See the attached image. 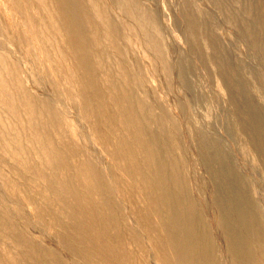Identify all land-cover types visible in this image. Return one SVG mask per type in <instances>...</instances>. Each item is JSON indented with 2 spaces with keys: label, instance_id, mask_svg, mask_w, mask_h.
Here are the masks:
<instances>
[{
  "label": "rangeland",
  "instance_id": "1",
  "mask_svg": "<svg viewBox=\"0 0 264 264\" xmlns=\"http://www.w3.org/2000/svg\"><path fill=\"white\" fill-rule=\"evenodd\" d=\"M138 3L149 17L147 21L150 24L143 27L152 37V49L145 54L139 51L136 46L139 33L137 22L122 14L119 19L115 16V20L111 18L113 28H120L121 46L118 52L107 51L106 55L112 58L114 63L111 65L119 73L123 72L130 88L139 93L154 115V122L157 121V126L164 131L167 143L174 149L173 157L183 168L184 186L191 194L195 193L196 186L198 195L195 194V205L201 208L208 220L219 215L226 222L239 221L245 226L248 223L251 232L247 248L258 253L264 246V0H138ZM4 18V14L0 13V59L8 62L10 70L0 62L2 71H8L9 75L12 73L16 78L15 86L21 88L22 83L29 87L37 100L55 111L62 122H74L80 127L76 109L68 101L63 88L54 89L51 97L48 88L33 85L38 73L23 60V50L30 47L34 51L33 41L26 27L19 25L20 29L15 33L14 27L7 24ZM100 79V76L96 77L97 82ZM7 105L5 91L0 87L1 116L12 122L18 121ZM0 128L3 140L13 141V134L1 126V121ZM80 128L83 130L82 126ZM86 142L98 151L91 139L86 137ZM136 158L139 159L138 156ZM0 159L2 183L9 191L6 190V195L0 191V216L4 218L0 221V245L9 248L17 258L16 264H95L93 261L98 258V262H107L109 252L117 248L118 243L105 234H101L99 240L102 244L89 237L85 225L96 217L95 220L99 219L100 213H88L89 206L86 204L91 201L78 199L79 192L83 195L81 189L63 187L67 179L66 184H69L75 168L60 171L63 177L59 171L51 172L53 176H50L62 183L57 184L58 187L54 180L45 183L33 171L31 173V170H25L16 161H11L6 154L0 153ZM108 160L113 164L109 157ZM91 164L93 167L96 165L94 162ZM35 185L39 186L36 188ZM73 196H77V200ZM134 196L132 199L136 204L142 201L140 197L135 200ZM65 202L70 209L66 210ZM73 202L84 203L88 207L78 209L72 206ZM52 203L57 205L59 212L65 213L66 218L52 209L55 207ZM42 207L47 208L46 211ZM50 209L52 212H49ZM6 211L10 216L3 214ZM58 220L66 221L62 222V236H57ZM70 223H73L71 229L65 225ZM77 224L83 229H78L79 233L74 228ZM125 226L128 231L131 229L128 228V220ZM114 233L119 234V231L112 230L111 235L114 236ZM57 237L64 240L62 243L67 248L73 247L75 252L77 248L81 249L82 260L71 253L64 255L56 252ZM134 250L136 252L135 246ZM100 252L102 255H99ZM219 253L217 251L216 256ZM216 256L218 264H239L237 259L227 263Z\"/></svg>",
  "mask_w": 264,
  "mask_h": 264
},
{
  "label": "bare ground",
  "instance_id": "2",
  "mask_svg": "<svg viewBox=\"0 0 264 264\" xmlns=\"http://www.w3.org/2000/svg\"><path fill=\"white\" fill-rule=\"evenodd\" d=\"M0 13L4 14L7 24L14 27L15 33L20 29L19 25L26 27L33 41L34 51L30 47L23 50L24 64H31L38 73L33 85L48 88L51 97L54 89L63 88L68 101L76 109L80 127H83L80 130L74 122H62L55 111L37 100L29 87L22 83L21 88L15 86L16 78L0 67V87L5 91L8 109L18 120L12 122L0 114L1 126L14 138L9 142L0 136V153L6 154L25 170L33 171L45 183L54 180L59 185L60 180H55L51 172L75 168L69 184H66L67 179L63 187L81 189L83 195L79 192V198L75 197L89 199L91 202L86 204L89 206L88 213L93 211L101 216L85 223V231L95 241L101 240L105 234L118 243L115 244L117 248H111V252L107 253L110 257L107 262L101 257L104 264H218L215 258L217 251L220 252L217 256L227 263L237 259L239 264H264V258L260 256H264V246L258 253L247 248L251 232L248 223L245 226L239 221L226 222L219 215L208 220L201 208L195 205V194L198 195L196 186L192 194L184 186L183 168L173 157L174 149L167 143L164 131L157 126V121L154 122V115L139 93L130 88L123 72L119 73L111 65L114 62L106 52H118L121 46L120 28H113L111 22L114 16L119 19L124 14L136 21L139 27L136 46L142 54L152 49V37L144 29L150 24L147 21L149 17L138 0H0ZM0 62L10 68L6 60L0 59ZM97 76L101 78L99 82L96 81ZM86 137L98 148L97 152L87 144ZM108 157L113 164L109 163ZM91 162L96 165L93 167ZM2 182L0 175V191L6 195L8 189ZM38 186L35 185L36 188ZM133 196L135 200L140 197L142 201L136 204ZM52 204L55 206L52 209L59 212L57 205ZM63 205L66 210L70 209L66 202ZM86 205L73 202L72 206L83 209L87 208ZM49 212H52L51 209ZM6 213L9 214L7 211L3 214ZM61 214L65 216V213ZM127 220L130 224L128 228H131L129 231L125 226ZM0 221H4L1 216ZM62 222L58 223L57 236L64 234L62 224L66 221ZM3 224L6 227L7 223ZM70 224L65 225L71 229L73 223ZM74 228L76 231L83 230L78 224ZM112 230H118L119 234L112 236ZM63 241L55 238L56 252L82 258L81 249L77 248L79 252L76 253ZM8 249L0 245V264H16L17 258ZM99 259L93 262L103 264L98 262Z\"/></svg>",
  "mask_w": 264,
  "mask_h": 264
}]
</instances>
